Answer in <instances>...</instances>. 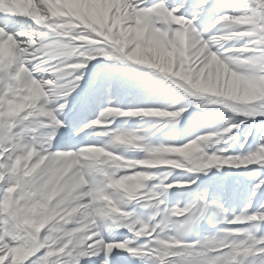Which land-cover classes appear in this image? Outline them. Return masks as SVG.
Returning <instances> with one entry per match:
<instances>
[{
  "label": "clouds",
  "instance_id": "9594fccd",
  "mask_svg": "<svg viewBox=\"0 0 264 264\" xmlns=\"http://www.w3.org/2000/svg\"><path fill=\"white\" fill-rule=\"evenodd\" d=\"M46 6V11L38 9L32 0H0V9L7 11H19L21 14L29 16L32 21L47 29V32L38 33L39 36L45 37L48 33H54L57 36H62L65 39L61 42L54 43L48 48L46 54L53 58L63 57L70 59L74 55L85 56L86 58L93 53L103 54L102 49L85 48L86 44L97 43L85 33H76V29L82 25L89 28L92 25L96 26L98 35L104 33L103 39L111 46L110 56L117 58L124 57L128 53L137 52V63L148 65L156 61L153 53V47L148 40L140 41L137 36L143 31L142 17L145 13L141 10L138 12L132 8L127 0H118L117 7H114L115 16L117 18H126L127 28L123 24L117 29H109L104 23H94L88 16L76 13L71 8L66 7L61 0H43ZM235 23H250L251 18L240 17L233 18ZM264 25V23H262ZM28 35V33H21ZM243 34L228 32L222 37H213L208 41L203 38L196 41L191 49V59L194 57L195 61L204 62L210 57L215 58L214 71H209L206 76L195 72L192 69L188 75L195 80L199 78L202 81L204 91L193 88L189 80L181 76L177 78L174 74L169 75L166 69L152 68L157 72L164 74V76L171 81L173 85L181 89L188 97L207 96L210 97V103L221 104L224 109L235 115H246L252 110H259L264 113V53L258 57H249L241 59L237 55H229L230 50L224 49L223 42L229 39H236ZM258 40L264 44V26H262L257 33ZM127 36V46H123L121 38ZM27 45L31 47L36 43L33 36H28ZM217 47V52H211L212 47ZM83 49V51H82ZM39 51V49H37ZM27 52V48H21L20 42L9 36L5 39V34L0 30V68L6 66V58L16 53L17 55ZM205 53H208L206 56ZM203 58V59H202ZM181 67H185L186 61L183 57L177 58ZM74 67V65H69ZM189 69L190 65L187 66ZM55 71H60L56 69ZM27 70L23 65L17 70L12 79L19 80L26 79L27 84L24 89L13 90L12 86L8 87V92L11 96L8 98L7 110H5V96L0 95V146L8 143L14 150L24 149V156H17L13 162L12 169L9 171V179L13 180L12 187L8 189L9 193H13L19 189V201L23 204L17 213L19 223L23 226L25 233L24 239L31 244L41 245L42 243H50L51 245L61 244L63 248L72 246L73 251L82 247L83 242L87 239L84 232L95 224L94 217L105 216L111 220H117L112 216L113 213L120 211L117 204L125 203L127 200L135 199L134 193L143 185L139 183H131L136 181L138 177L143 176V173H135L128 176H116L117 171L123 167L119 161L123 160L124 164H146V165H164L172 168L182 169L187 167L189 171H203L213 166L224 165L227 159L228 164L236 167L247 166L251 164L264 165V150H260L255 155L241 159L237 158H214L209 156L204 151L202 145L208 141L221 143L223 134L230 132L235 125L223 128L221 132L208 133L205 136L197 137V141L189 142L183 146L182 150H177L166 146V143H161L156 147L155 151H151L150 147H144V151L148 154V158L144 161L126 160L123 157L116 156L111 162V171L106 172L108 182L106 185H99L95 179L88 180L86 175L95 178L91 173L77 170L72 175H64L66 171L64 158L70 153H57L39 156L38 161L34 164L32 158L38 155V149L29 144L22 138V136L8 135L15 127L14 120L16 117H21L27 120L31 116L46 115L49 120L55 124L61 122L55 117L53 109L48 108L50 100H55L64 97L66 93L62 89L65 84L57 83L52 80L38 81L30 74L25 75ZM59 79V78H58ZM46 85H52V89L45 90ZM43 101V103H41ZM67 103V101L65 102ZM60 107H64L61 105ZM184 109H177L179 116L170 114L168 124H177L176 119L181 116ZM21 114H23L21 116ZM231 118V117H230ZM229 118V119H230ZM228 120L223 123L227 124ZM100 135L108 136V133H101ZM145 137L133 132H120L111 136L106 143L107 147H89L88 149L93 153L104 154L105 156H113L114 151H109L108 148L117 150L120 147L125 148H140L141 142ZM163 154H171L164 156ZM2 155V153H0ZM45 162L47 164L45 165ZM23 165L22 167H18ZM70 167V165H69ZM22 168V174L25 180L20 181L19 176L16 175L18 170ZM39 169V177L33 180L28 178L33 177L36 170ZM5 178L4 166L0 165V180ZM149 177L145 176V179ZM162 183V181H161ZM173 185H165V189L171 188ZM154 196L157 193H153ZM89 199L90 205H84L82 200ZM105 203L113 205L104 215H101V210L104 209ZM159 203H163L160 201ZM6 207V204H0V209ZM223 208V206H221ZM187 208H175L169 210L165 208V218L156 227H160L161 231L169 227L173 223L171 217L181 216ZM226 209L220 212L222 222L227 221L232 224H243L248 221L264 220V214H255L252 216L241 215L236 216L232 220H228L225 215ZM122 216L125 214L121 213ZM74 224L77 227L68 228L67 225ZM45 228L48 229V234L41 241L40 233ZM140 234L148 233V224L141 223L137 230ZM155 231V227L152 229ZM183 235V234H182ZM243 236L244 239H230L232 237ZM163 244L166 248H173L179 245L180 239L177 237H168L164 240L157 241ZM264 242L256 241L252 232L248 229H221L219 234L205 238L203 251L197 252L195 255L203 261V264H231V259L225 257H209L208 250L213 247L228 246L233 247V251L239 253L243 250L248 253L252 250L256 243ZM127 243V242H126ZM234 258V257H233Z\"/></svg>",
  "mask_w": 264,
  "mask_h": 264
},
{
  "label": "snow or ice",
  "instance_id": "6c2138e0",
  "mask_svg": "<svg viewBox=\"0 0 264 264\" xmlns=\"http://www.w3.org/2000/svg\"><path fill=\"white\" fill-rule=\"evenodd\" d=\"M61 2L66 6L71 8L76 13L87 18L90 12H95L103 22L105 18V14L108 16V23L111 24L113 20L117 22L119 27L121 24L127 28L126 18L120 17L117 18L115 16L114 7H109L110 3L113 0H61ZM32 3L38 8L46 11V6L43 3V0H32ZM127 3L131 5L132 8H135L138 12L141 10L145 13L142 17L143 31L140 32L137 36V39L140 41L148 40L151 43V46L155 49V57L156 61L148 64L150 68H160L166 69L167 74H174L177 78L184 76L189 80V83L193 88L200 89L204 91L202 81L197 78L195 80L192 79V76H189L188 73L195 69V72L192 74L193 76L197 73L206 76L209 71H214L215 66V58L210 57L208 60L194 61V57H191V49L196 41L203 38L204 41H208L213 37H222L225 36L228 32L241 33L243 35L239 36L236 39H229L228 41L241 40L243 38H247L243 40V43L239 44V46L233 47H224V49L230 50L228 52L229 55H237L240 56L241 59H247L249 57H258L262 53H264V44L260 43L258 40L257 33L258 24L264 23V0H246L245 7H237L233 11H223L215 16V18H211V12H208V19H204V12L206 8L210 5V0H200V2L196 5V8L199 11H196L194 14L189 15L186 9L187 0H172V3H169V0H153L152 3H149V0H127ZM220 8H228L231 7L230 0H221V3L217 5ZM181 9H185V11H181ZM0 17H23L32 19L29 16L21 14L19 11H7L0 9ZM247 17L251 18L250 23H235L233 22V18ZM35 24V23H34ZM36 26H39L35 24ZM0 30L5 34V39L11 36L16 41L20 42L21 48H27V52L23 54L17 55L13 53L7 59L6 66L0 69V95H4L7 98L11 96V93L8 92V87L11 85L13 90L24 89L26 87L27 81L24 78L19 80H13L12 77L15 75L17 70L21 65L25 67L27 70L26 74H30L31 77H36L35 79L38 81L44 80H52L56 81L60 84H65L66 86L62 89L66 95L65 98L68 97L73 91H75L85 79L86 72L84 71L89 62L94 60L97 56H102L109 61L113 60H127L133 62L137 65H143L137 63V52L128 53L124 57H114L110 56L108 53L111 51V47L109 48V44L107 41L103 39L102 35H98L96 31V26L92 25L89 28H85L83 25L76 29V33H85L88 35L92 41H97V43L86 44L85 48L91 49H102L104 50L103 54L93 53L88 56H81L79 54L72 56L70 59H66L63 57L53 58L50 55L46 54L48 48L52 46L54 43L61 42L65 38L62 36H57L54 33H48L47 36L41 37L38 33L47 32L48 30H40L39 27L36 29L28 27V30H24L23 26L18 32L10 33L6 25L0 26ZM21 33H28V35H22ZM33 36L36 40V43L29 47L26 43L28 40V36ZM39 49V51L37 50ZM83 51V49H82ZM211 52H217V48L212 49ZM245 55H238V54ZM207 56L208 53H205ZM178 57H183L186 61L185 67H181ZM203 59V58H202ZM69 65H74V67H69ZM190 65L189 69L187 66ZM59 69L60 71H55ZM43 72L47 74V79L41 77L39 74ZM59 78V79H58ZM52 85H46L45 90L52 89ZM104 85L101 82L98 87L91 91H85L82 97V101L84 106H91L93 104H99L102 99ZM67 99H64L63 102H58L57 104L51 105L54 110L55 117L61 122L60 124H55L50 120L53 127L49 131L47 138H41L37 136L31 137L30 140H25L29 146H34L38 149V155L32 158L33 163L35 164L39 156L49 155V154H57V153H78L82 149H86L89 147H107L106 144H95L88 143L83 146H73L71 144L66 145V149L62 151H53L51 149V140L53 134L58 131L59 127H64L65 129H70V133L72 135L79 136L80 133L85 132L86 129L92 128L93 126L105 125L102 127L101 133H108V137L111 138L112 135L120 132H133L125 129H112L111 125L114 123V120L111 119L113 117H158V118H171L170 114H175L177 116L180 115L177 110H168L166 108H156V107H136V108H122L118 106H111V102L108 105L104 106L99 115L90 121V123L80 125L78 120H68L65 115L64 110L67 108V103H65ZM43 103V101H41ZM191 102H188L184 106L180 107V109L187 110V107L190 106ZM64 105V107H60ZM256 110H252L246 113V116H250L255 113ZM264 115V113H260ZM23 114H21L22 116ZM52 115L48 113L46 115H38L31 116L27 120H23L21 117H16L14 120L15 127L12 128L11 133L8 135L12 136H22L29 131H34L36 127L41 126V121L38 119L40 117H47ZM107 118V119H106ZM240 123H243L242 121ZM231 125H235L230 132L233 131L234 128H238L239 123L232 122L227 124L222 123V127L220 130H214L208 133H216L221 132L223 128H227ZM136 134L139 132L135 131ZM206 133V134H208ZM252 133V126H249V129L245 132V140L244 143H248V136ZM206 134L199 135L205 136ZM43 139V142L40 140ZM172 139H175L174 137ZM197 138L191 139L189 142H195ZM189 142L183 143L182 145H175L172 143H166V146L175 148L177 150H182L183 146L189 144ZM156 147L152 146L151 151H155ZM244 145H241L243 148ZM109 151H114V153L120 157L121 154L117 150H113L112 148H108ZM260 150H264V134H262L259 140L256 142L255 150L249 148L246 154L239 155H220L215 153H210L209 156L214 155V158H247L249 156L255 155ZM0 165L4 166L5 178L0 180V201H3L6 205L9 200V192L8 189L12 187L14 181L9 179V171L12 169L13 162L16 160L17 156H24V149L14 150L12 146L8 143H4L0 146ZM124 158V157H123ZM126 159V158H124ZM147 158L134 159L139 161H144ZM47 162H45V165ZM140 165H145L141 163ZM224 165L228 164V160L224 161ZM236 167V166H234ZM239 168V167H237ZM148 169H152L151 167H136L131 169H126L127 174H123L120 176H128L133 173H146ZM191 172H200V171H191ZM40 172L37 171L33 174V177L28 178L29 180H33L39 177ZM16 175L19 176V180L23 181L25 178L22 174V168L18 170ZM88 180L95 179L96 182L104 186L108 181L101 179L96 176L95 178L90 177L88 175L85 176ZM149 181V180H148ZM162 181V183H161ZM160 181V191L163 192L165 190V181L161 179ZM256 189L253 190V194ZM154 192H152L153 194ZM20 196V191L17 189L14 193H12V199L14 201L13 207L11 209L0 211V264H61V258H72L73 264H79L81 258H87L92 256H99L100 253L104 252V258L99 260V264H114V258L110 255L113 249H126L129 253L139 255V249L137 247V238L142 236L149 237L148 241L142 246L146 249L145 255H153V264H161L163 259V264H166V259L164 257H175L179 255L183 260H187L189 257H196L195 261H190L189 264H203V261L200 260L195 254L197 252L193 251L194 248L199 249L203 248L204 240L184 244L183 242V230L190 224L198 221L204 213V210L208 207H215L218 209V212H222L223 206L220 203H216L215 201H208L207 196L199 197L189 202L185 207H173L170 210L175 208L180 209H190L188 215L185 216H173L171 217L173 227L176 228V235L178 239H180V243L178 246L173 248H166L163 244L158 243L159 240H164L166 238L161 237V228L156 227L155 231H152L153 227H151L148 223V233L150 235L140 234L137 231V228L140 227V220L133 217L135 225L128 224L127 226L134 231V236L130 240L116 242L113 240H105L102 236V229L104 227L103 221L108 219L105 216L94 217L95 224L89 227L85 232L84 236L87 239L83 242L82 247L73 251L72 246L69 245L66 249L63 248V242L57 245H51L50 243H42L41 245H34L28 243L24 236L21 235L23 232V226L19 223V217L17 215L19 211V207H17L19 203L18 197ZM136 199V198H135ZM145 199V198H143ZM134 200V199H132ZM147 200V199H145ZM84 205H90L89 199H85L81 201ZM126 203V202H125ZM123 204V203H121ZM121 204H117L120 212L125 214L119 220L126 219L130 213L123 210ZM252 207L251 199L245 205V207L241 210L239 214L233 213L228 220H232L236 216L241 215V213L252 216L255 214H264V206L255 212H250L249 210ZM165 210V209H164ZM166 213L164 212V218ZM175 217H180L182 220L173 219ZM10 219H16V224L14 226L9 225ZM249 223L243 224H232L227 221L224 222L225 225H236L242 226L237 229H248L252 232L256 241H261L264 238V231H261V226L264 225V220L257 221H248ZM259 222V223H257ZM68 228L77 227V225L69 224ZM227 229H233L232 227H226ZM259 233V234H258ZM48 234V229L45 228L41 233V241ZM154 234V235H153ZM219 234V233H218ZM152 239H155L156 247L152 246ZM230 239H244L243 236L232 237ZM127 242V243H126ZM132 246H129V245ZM259 246V251L261 252V257L257 264H264V242L256 243L252 250L248 253L239 252L236 253L233 251V247L229 244L228 246L218 247L214 250H208L209 257H225L231 259V264H245L244 261H237V257L241 254L247 255L253 250H255ZM25 250V255L22 260L18 258V251ZM234 257V258H233ZM64 264H68V260H64ZM167 264H173V262L169 261ZM175 264H181V261H176ZM248 264H252V262H248Z\"/></svg>",
  "mask_w": 264,
  "mask_h": 264
},
{
  "label": "rangeland",
  "instance_id": "374dc122",
  "mask_svg": "<svg viewBox=\"0 0 264 264\" xmlns=\"http://www.w3.org/2000/svg\"><path fill=\"white\" fill-rule=\"evenodd\" d=\"M235 8L237 7H245L246 6V0H233ZM261 24H258V30H260L259 26ZM264 26V25H262ZM247 39V38H244ZM154 49V48H153ZM155 84L157 85L155 89H161L160 91H165L166 93L174 92L172 99H175L169 104H165L164 108L170 109V110H177L180 107L184 106L188 102L190 103V106L188 109H191L193 107L198 106V102H194L193 100L189 99L187 95L184 93H181L176 87L172 86L171 84L164 82V85L161 86V83L159 81H156ZM210 99L207 101H204L205 103L200 105L201 108H206V110L203 112V117L207 118L203 121V123L206 124L207 128H211V131L214 130H220L222 127V123L224 120H228L229 123L232 121L233 114L231 112H227L228 110L224 109L223 105L221 104H213L209 102ZM200 108V109H201ZM185 111L181 114V116L177 119L179 121L180 118L185 116L187 114H184ZM192 116L191 114H189ZM209 115L211 118H209ZM231 117V118H230ZM230 118V119H229ZM213 126V128H212ZM264 120L263 122L258 121L255 123V126H252V133L248 136V143L245 144V132L249 129L248 127H244V134L240 133L239 129H233L231 133L223 134L221 138V143L217 144L214 141H209V143L204 148V151L208 154L215 153L220 155H239V154H246L247 150L251 148L252 150H255L256 142L259 140L260 136L263 133L264 130ZM181 128V125L177 126V129ZM242 142L245 144L243 148H241ZM230 148H226V146H229ZM257 168V169H256ZM176 169V168H175ZM187 169L182 168L179 170ZM178 170V169H177ZM205 173V174H204ZM204 175L201 181V186L206 187L207 190L214 191V199L217 197V194H227V193H233L235 190L240 193V190L244 188V185H246V190L249 192L250 197L259 196L260 201L264 203V165L262 164H251L247 166H241L239 168L234 167L232 165H221V166H213L209 169H205L203 171H200L199 173H196L194 176H202ZM251 175L253 178L249 183H247L246 176ZM250 179V178H249ZM246 180V181H245ZM172 185L175 186L173 189H183L188 186L196 184L197 181L191 180V174L190 172H185L184 174L181 173V171L178 172L177 177L173 180H170ZM245 182L247 184H245ZM187 188V189H188ZM175 189V190H176ZM256 189L255 193L253 194V190ZM211 200V201H212ZM225 205V203H220ZM212 210V208H207L206 210ZM258 210V208L249 210L250 212H255ZM233 211H231L232 213ZM235 212V210H234ZM233 212V213H234ZM183 214V213H182ZM206 221V220H205ZM211 223V222H209ZM249 222H246V224ZM242 227V226H236L235 229ZM261 231H264V225L261 226Z\"/></svg>",
  "mask_w": 264,
  "mask_h": 264
},
{
  "label": "bare ground",
  "instance_id": "6f19581e",
  "mask_svg": "<svg viewBox=\"0 0 264 264\" xmlns=\"http://www.w3.org/2000/svg\"><path fill=\"white\" fill-rule=\"evenodd\" d=\"M200 2V0H197V3H199ZM212 1H210V3H211ZM117 3H118V0H113V2L112 3H110V5H109V7H117ZM226 9V8H225ZM225 9H223V10H225ZM215 10V9H214ZM214 10H213V12H214ZM192 11H193V9H192ZM225 11H227V10H225ZM89 17H90V19H92L93 20V22L94 23H97L98 22V16H97V14L93 11V12H90L89 14ZM109 18H108V16H107V14H105V18H104V20L105 21H107ZM115 20H113V22H114ZM127 39V36H124V37H122L121 38V40H122V44H123V46H127V41L128 40H126ZM244 39V38H243ZM234 42H237L236 40H234V41H228V42H224L223 43V45H224V47H227V46H229V45H232ZM234 46H237V45H234ZM218 46H216V47H212L211 48V50L212 49H215V48H217ZM153 50V53H154V55H155V49H152ZM238 55H245V54H242V53H240V54H238ZM96 64H91V63H88V65H87V67H86V69L84 70L85 72H86V75H85V77L87 76V74L89 73V75L91 74V73H93V72H98L99 70H100V68L98 67V69L96 68ZM140 66L141 65H137V64H135V63H133V62H130V61H127L126 60V66L124 67V71L122 72V78L123 79H121L120 81H125L126 80V82L127 83H129V85H128V87H126V86H123V87H125L126 88V90H128V89H131V84H134V82H135V80L136 79H138V78H141L142 76H146V74L151 78V79H153V78H156V77H158L157 75H159V76H161V75H163V74H161V73H159V72H157V70H155V69H152V68H150L149 70H142V68H140ZM111 75V74H110ZM41 77H43V78H45V79H47L48 77H45V76H41ZM111 77H113L112 75H111ZM34 78H36V77H34ZM116 81H117V83L119 84V79H116ZM168 81L169 82H171L169 79H168ZM120 85V84H119ZM152 91H148V95H150V93H151ZM108 96H112L111 94H109ZM113 97V96H112ZM199 97H204V98H207V96H199ZM210 98V97H209ZM64 99H67V106L68 105H70L73 101H74V97L72 96V93L68 96V97H61V98H58V99H55V100H51V102H52V105L53 104H57L58 102H63V100ZM155 106V105H154ZM154 106H151V107H154ZM66 110V109H65ZM123 119H125L124 117H123ZM130 119H138L141 123H143L145 120L146 121H148V120H150V121H153V122H155V123H159V128L158 129H155V130H148V131H146V132H144V133H141V135H144V134H146V135H149V136H154L155 137V135H157L158 134V136L159 135H163L164 133H165V131L166 130H168L170 127H172V126H174V125H169V126H167V127H165V125H167L168 124V120H169V118H158V117H130ZM177 119V118H176ZM208 132H210V130L209 131H205L203 134H206V133H208ZM167 133V132H166ZM165 133V134H166ZM202 135V134H201ZM166 136L167 137H169V139H171V140H174V139H172L174 136H173V134H170V135H168V134H166ZM168 139V140H169ZM171 142V141H170ZM169 142V143H170ZM209 142V141H208ZM208 142H205L203 145H202V147L204 146V145H207L208 144ZM164 156H167V155H171V154H163ZM147 158H148V155H147ZM74 160H77V158H74ZM138 166L139 167H151L152 169H148L147 171L148 172H146V173H149L148 175H147V177H149L148 179H145V177H144V179L142 180V181H138V180H136V181H132L131 183H139V184H141V185H143V187H141L140 189L141 190H143L146 186L144 185L145 183H147L148 182V180L150 179V175H152V172H155V173H157V170H159L160 171V173L161 174H165V173H167V172H170V171H172V173H176V172H178L179 170H177V169H175V168H172L171 166H164V165H155V166H153V165H140V164H138ZM176 171V172H175ZM146 173H144L145 175H146ZM201 182V180H197V182H196V184H199ZM160 181H157V183H155V187H152V189L154 190V191H156L155 193H157V195H160V194H162L163 196L164 195H166V191H163V192H161L160 191V189H157V188H159L160 187ZM151 190V189H150ZM187 190H182V189H179V191L177 192L178 193V196L179 195H181V194H184L185 192H186ZM140 193V192H139ZM142 194V193H141ZM140 194V195H141ZM259 201V199L258 198H256V196L254 197V199H252V203H254V204H256V203H259L258 202ZM262 206H264V204H260V206L258 207L259 209L262 207ZM257 223H259V222H257ZM154 228V227H153ZM154 235V234H153ZM175 235H176V233H175ZM183 236H187V233H185V231L183 230ZM175 246H178V245H175ZM214 248H218V247H213V249ZM146 250V249H145ZM204 250V249H203ZM202 250V251H203ZM240 252H243V250H240ZM261 252L259 251V246H257V248L255 249V250H253V252H251V253H249V254H247V255H244V254H241L240 256H238L237 257V261L239 262V261H244L245 262V264H248V262H252V264H257V262L259 261V259H260V257H261ZM197 258L196 257H191V259H190V261H195ZM188 264H189V262H188Z\"/></svg>",
  "mask_w": 264,
  "mask_h": 264
}]
</instances>
